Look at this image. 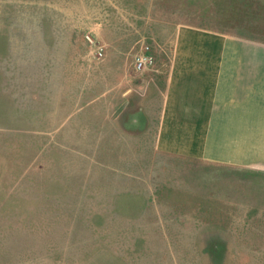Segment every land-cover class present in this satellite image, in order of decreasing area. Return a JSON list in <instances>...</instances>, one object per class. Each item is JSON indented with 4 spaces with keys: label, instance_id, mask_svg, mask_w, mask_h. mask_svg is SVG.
I'll return each mask as SVG.
<instances>
[{
    "label": "rangeland",
    "instance_id": "1",
    "mask_svg": "<svg viewBox=\"0 0 264 264\" xmlns=\"http://www.w3.org/2000/svg\"><path fill=\"white\" fill-rule=\"evenodd\" d=\"M175 62L229 71L231 121L199 118L206 76L161 123L147 96L148 121L111 128L110 99ZM254 83L264 0H0V264H264V99L237 118Z\"/></svg>",
    "mask_w": 264,
    "mask_h": 264
},
{
    "label": "crops",
    "instance_id": "2",
    "mask_svg": "<svg viewBox=\"0 0 264 264\" xmlns=\"http://www.w3.org/2000/svg\"><path fill=\"white\" fill-rule=\"evenodd\" d=\"M174 60L178 61V59H175V58ZM177 63L178 62L173 63L172 68L163 76H161L159 73L154 72V71H145L141 76L142 80L138 82V89H139L138 93L139 94L135 95L136 100L134 99L130 100L134 96V95L130 96L131 94L130 91L132 89L131 88L132 83L127 85L128 87L126 88V90L119 94L120 97L110 99L109 105L111 104V109H110L109 116L110 118L111 117L113 118V121H111L110 127L112 128L114 125H117V128L121 132L126 133V134L128 133V131L135 132L137 129L136 127L139 126V121H143V122L148 121L149 115L146 111V105H145V99L147 98V96L157 97V106H155L157 107L155 111V117L157 118L158 123H161L162 118L168 115L167 113L168 111H170V108L175 107L176 101L180 100V97H181L180 88L182 87V85L186 86L185 84L189 82L191 83L190 87H193L194 85H197V88L201 86L204 87V84H205L204 77L206 76H209L208 80L211 86L209 85L208 86L209 88L206 89L205 91H203V89L197 90L196 96L194 97L191 95L189 97V100L191 101H193L194 99L199 100L196 104V108H201L199 109V111H201V113L203 114V115H200L199 118L204 117L208 119L209 116H211L210 115L211 109L214 106L222 108L223 109L222 117H221V112H219V116L216 119H219V122L221 124H228L231 121L230 120L231 119L230 92H233L231 90L232 83H231V78L229 77L230 76L229 71L227 73V70H226V73L224 74V69H222V73H219V72L216 73V71L213 70L212 74L210 73L208 75L206 73L204 75L203 73L204 70L201 69L200 71H197L198 73L194 74L192 73L194 72V70H191L192 72L190 71V73L187 74V71L185 69H182V67H178ZM140 74L141 72L138 73L137 75H140ZM193 75H197L199 78L194 81ZM241 81H242V74L237 73V86H238L237 99H240L241 98L240 93L242 91H245L241 88L242 87ZM113 84L111 85V87H113ZM253 85L254 86L250 87L247 91L248 92L247 100H250V102H253L252 105L250 106L252 108L249 109L247 112L245 110L244 112L238 111L237 118H238L239 125L241 124L240 122L241 120L242 122L247 121V120L248 122H256V117H257L256 108H258L259 110V108L261 109L263 106L262 100L264 99V90H262V85H256V83H254ZM257 87H261V88L259 90L255 89ZM202 92H204V96L202 95L203 94ZM219 93H221V95ZM112 94L113 93H111L110 96ZM170 96L173 97V99L172 101L168 102V98ZM219 97L223 99L222 103H217L218 102L217 98ZM215 100H216V103L214 104ZM257 101L259 102L257 103ZM99 102L101 103L102 100ZM232 106L240 107V104L232 105ZM204 109H207V111H205ZM226 109H227V113H226ZM123 112H125V114H123ZM212 116H213V113H212ZM119 117H122L124 119L122 124L117 119ZM196 118H197L196 121L198 122V117ZM176 123H180V122H176ZM120 126H122V128ZM134 126L136 127L132 128ZM228 129H229L228 127L225 128L226 133H228ZM173 130L175 131V128ZM176 151L177 150L174 149V153H179V151L177 152ZM221 160L227 161V158H221Z\"/></svg>",
    "mask_w": 264,
    "mask_h": 264
},
{
    "label": "built area",
    "instance_id": "3",
    "mask_svg": "<svg viewBox=\"0 0 264 264\" xmlns=\"http://www.w3.org/2000/svg\"><path fill=\"white\" fill-rule=\"evenodd\" d=\"M89 42L92 40L86 36ZM93 52L100 56L102 54V45L96 44L93 46ZM153 62V57L147 49V46H143L140 50L136 53L134 60H133V67L137 70L143 69V67L150 65Z\"/></svg>",
    "mask_w": 264,
    "mask_h": 264
}]
</instances>
